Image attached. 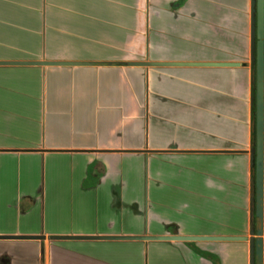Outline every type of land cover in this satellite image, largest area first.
I'll use <instances>...</instances> for the list:
<instances>
[{
  "label": "crops",
  "instance_id": "0c3cea01",
  "mask_svg": "<svg viewBox=\"0 0 264 264\" xmlns=\"http://www.w3.org/2000/svg\"><path fill=\"white\" fill-rule=\"evenodd\" d=\"M251 18V0H0V264H248L247 239L53 237H249ZM261 230L256 264L264 71Z\"/></svg>",
  "mask_w": 264,
  "mask_h": 264
},
{
  "label": "water",
  "instance_id": "95a60500",
  "mask_svg": "<svg viewBox=\"0 0 264 264\" xmlns=\"http://www.w3.org/2000/svg\"><path fill=\"white\" fill-rule=\"evenodd\" d=\"M251 56L250 60L254 62V85L255 93L251 98V104L255 106V145L250 149V165L254 167V195L251 197V202L254 203L253 212L250 213L251 223L249 226V237H214V236H56L55 239H155V240H176V241H211V240H245L247 239L248 248V264H256L261 260L262 253V198H263V0H251ZM24 64H45V65H63L68 62H48V61H33L22 62ZM221 65V66H237V63H190L189 65ZM130 66H160V65H177L173 62H130ZM179 65V64H178ZM182 65V64H180ZM185 65V64H184ZM245 65V64H242ZM260 222V226L255 228L252 224V218ZM9 239H38L37 236H7Z\"/></svg>",
  "mask_w": 264,
  "mask_h": 264
},
{
  "label": "trees",
  "instance_id": "16d2710c",
  "mask_svg": "<svg viewBox=\"0 0 264 264\" xmlns=\"http://www.w3.org/2000/svg\"><path fill=\"white\" fill-rule=\"evenodd\" d=\"M252 71H253V83L251 85V94H252V97H254V93H255V85H254V67H255V64L253 62L252 64ZM252 129H251V146L252 148L254 147L255 145V128H254V120H255V106H254V102L252 104ZM202 255H205L207 258H209L212 262V264H218V261L216 258H214L213 256L209 255V254H205V253H202Z\"/></svg>",
  "mask_w": 264,
  "mask_h": 264
}]
</instances>
